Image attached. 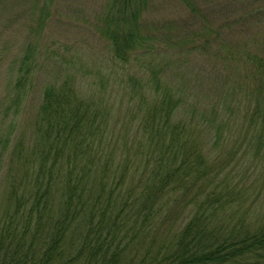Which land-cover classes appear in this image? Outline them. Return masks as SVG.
I'll list each match as a JSON object with an SVG mask.
<instances>
[{
	"label": "trees",
	"instance_id": "1",
	"mask_svg": "<svg viewBox=\"0 0 264 264\" xmlns=\"http://www.w3.org/2000/svg\"><path fill=\"white\" fill-rule=\"evenodd\" d=\"M40 1L49 10L55 0H33ZM150 1L112 0L106 32L118 59L148 45L151 32L143 22ZM8 4L0 0V10ZM245 53L256 78L245 95L251 98L246 114L249 128L263 138L264 56ZM34 54L29 45L20 63L10 105L16 109L33 78ZM223 56L229 62L233 54ZM151 81L160 86L157 76ZM158 91L150 102H136L142 115L130 120L140 139L108 150L113 108L67 83L45 87L32 144H15L28 188H14V208L0 219V264H264V222L237 217L235 204L247 194L229 185V157L205 152L195 129L174 119L185 99L169 88ZM226 123L222 118L217 141ZM138 154L143 162L133 163Z\"/></svg>",
	"mask_w": 264,
	"mask_h": 264
},
{
	"label": "rangeland",
	"instance_id": "2",
	"mask_svg": "<svg viewBox=\"0 0 264 264\" xmlns=\"http://www.w3.org/2000/svg\"><path fill=\"white\" fill-rule=\"evenodd\" d=\"M191 1L200 12L187 0L150 1L143 22L150 41L123 61L106 32L112 0H55L49 10H43L41 1L8 0V8L0 10V219L14 208V188H28L15 144L20 140L26 149L32 144L45 87L67 83L113 108L106 131L108 150L122 148L139 135L133 124L142 115L138 99L148 97L150 102L156 89L162 95L168 88L183 97L174 119L195 129L203 150L213 158L229 157V185L238 184L247 194L235 204L237 217L255 226L264 222V137L249 128L246 100L251 98L245 97L256 84L245 51L264 56V0ZM29 45L36 58L29 70L33 78L25 84L27 96L16 109L10 106L11 95L19 88L20 63ZM231 53L228 62L223 54ZM156 76L158 87L151 81ZM129 108L136 111L129 115ZM214 111L216 117H211ZM222 118L228 123L221 125L217 141ZM141 157L138 154L133 163H142Z\"/></svg>",
	"mask_w": 264,
	"mask_h": 264
}]
</instances>
